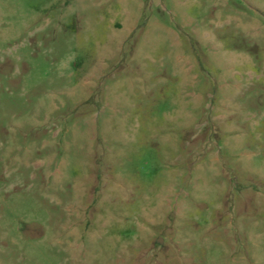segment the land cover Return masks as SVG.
Segmentation results:
<instances>
[{"label":"rangeland","instance_id":"1","mask_svg":"<svg viewBox=\"0 0 264 264\" xmlns=\"http://www.w3.org/2000/svg\"><path fill=\"white\" fill-rule=\"evenodd\" d=\"M0 264H264V0H0Z\"/></svg>","mask_w":264,"mask_h":264}]
</instances>
